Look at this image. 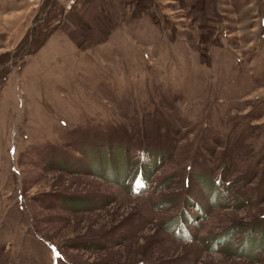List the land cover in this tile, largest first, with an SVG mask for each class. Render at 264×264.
Instances as JSON below:
<instances>
[{
  "label": "rangeland",
  "instance_id": "obj_1",
  "mask_svg": "<svg viewBox=\"0 0 264 264\" xmlns=\"http://www.w3.org/2000/svg\"><path fill=\"white\" fill-rule=\"evenodd\" d=\"M57 5L0 64V264H264V0Z\"/></svg>",
  "mask_w": 264,
  "mask_h": 264
},
{
  "label": "trees",
  "instance_id": "obj_2",
  "mask_svg": "<svg viewBox=\"0 0 264 264\" xmlns=\"http://www.w3.org/2000/svg\"><path fill=\"white\" fill-rule=\"evenodd\" d=\"M42 14L40 18L36 21V24L33 26L31 33L28 37V41L24 42L22 45H19L17 50L13 54H6L4 58H1L0 64H6L4 67H8L9 60L14 58L16 61L22 59L25 55H31L33 52L37 51L49 38V36L58 28L57 24H54L57 20V16L63 14V11L57 5V0H45L42 3ZM26 43V48L23 46ZM16 61H11L12 64Z\"/></svg>",
  "mask_w": 264,
  "mask_h": 264
},
{
  "label": "built area",
  "instance_id": "obj_3",
  "mask_svg": "<svg viewBox=\"0 0 264 264\" xmlns=\"http://www.w3.org/2000/svg\"><path fill=\"white\" fill-rule=\"evenodd\" d=\"M72 3H74V0H72ZM70 6H69V8H71L72 7V5L71 4H69Z\"/></svg>",
  "mask_w": 264,
  "mask_h": 264
}]
</instances>
